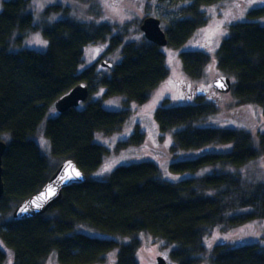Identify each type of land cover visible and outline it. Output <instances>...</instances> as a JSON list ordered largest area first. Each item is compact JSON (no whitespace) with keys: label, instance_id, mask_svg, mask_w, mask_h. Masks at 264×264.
Returning a JSON list of instances; mask_svg holds the SVG:
<instances>
[{"label":"trees","instance_id":"trees-1","mask_svg":"<svg viewBox=\"0 0 264 264\" xmlns=\"http://www.w3.org/2000/svg\"><path fill=\"white\" fill-rule=\"evenodd\" d=\"M152 1V0H146ZM178 8L164 32L170 49H179L207 24L202 7L225 0H171ZM30 0H7L0 10V140L8 136L2 157L4 193L0 198V242L11 251L12 264H45L52 253L59 264H103L115 253L114 264H138L141 235L174 245V264H264V242L230 246L220 242L207 250L205 239L218 229L228 233L264 220V183L244 180L242 168L264 158V132L252 136L243 129L202 127L217 113L202 87L179 82L191 90L174 105L165 99L154 111L160 133L173 132L169 164L172 174L194 177L169 182L151 161L120 166L103 179L92 176L110 152L94 143L96 133L112 136L122 130L130 111L110 112L101 100L89 99L77 108L50 117L54 103L78 84L89 95L123 96L125 106L143 105L169 78L161 48L144 38L126 42L127 30L106 23H82L64 17L68 8L52 5L38 25L27 13ZM248 22L228 26V36L216 51V70L233 80L229 92L238 106L254 105L264 117V7L247 13ZM114 30H116L114 34ZM47 40L45 52L19 49L31 32ZM108 41L107 53L120 50L121 60L108 74L94 66L78 73L84 48ZM126 42V43H125ZM209 50L179 54L182 72L200 80L210 62ZM183 86V87H182ZM82 104V103H81ZM45 121L44 136L51 156L72 160L85 175L78 186L64 189L44 215L15 222L13 209L36 194L58 167L52 168L32 139ZM145 134L136 126L116 145V152L139 147ZM188 154V155H187ZM202 170L207 174L199 175ZM247 210L245 212H241ZM83 230L101 236L90 235ZM6 254L0 248V264Z\"/></svg>","mask_w":264,"mask_h":264},{"label":"rangeland","instance_id":"rangeland-1","mask_svg":"<svg viewBox=\"0 0 264 264\" xmlns=\"http://www.w3.org/2000/svg\"><path fill=\"white\" fill-rule=\"evenodd\" d=\"M0 0V10L2 2ZM186 3H177L171 0H30L27 13L32 16L33 24L38 25L44 21L42 13L46 7L52 5H60L68 8L67 16L62 14L52 15L46 22L51 24L64 17L70 18L82 23H106L121 30L126 28V42L138 41L143 38V34L139 30L141 22L148 17L156 18L160 21V26L164 31L170 19L176 15L179 7ZM264 7V0H225L213 6L202 7V11L207 17V24L203 29L196 31L193 37L179 49H170L168 47L161 48L165 55L166 67L168 69L169 78L158 89H156L148 102L143 105L130 103L125 106L126 98L123 96H115L103 98L104 91H98L89 95L92 101L101 100L104 110L110 112H120L124 109L130 111V115L122 130L112 136H105L100 133L94 135L95 144L106 148L110 154L105 157L102 166L92 174L95 179H103L109 175L114 169L120 166H127L142 162H154L165 180L169 182H178L194 175L172 174L169 171V164L182 155L178 153L177 158L170 153L173 146V132L165 134L160 133L154 120V111L159 107L165 99L172 101V104H185L187 100V89L184 85L183 92L186 99H180L182 90L177 83H186L190 86L202 87V89H211V83L214 79L223 76L216 70V51L222 40L228 36V26L237 22L250 21L247 13ZM260 25H264V17L256 19ZM114 30V34L116 32ZM125 42V43H126ZM47 40L42 36L40 31L29 33L22 41L19 49H10L17 52L22 49L33 50L36 52H45L47 49ZM108 41L95 45H88L84 48L82 64L78 68V73L82 72L90 66H94L100 74H108L109 70L101 68L102 61L115 65L121 60L119 48L112 53H107ZM201 49L209 50L210 62L206 67L203 77L200 80H192L188 78L181 69L179 62V54L187 51H200ZM233 82L232 79H230ZM210 100H214L217 105L216 115L208 118L206 122L201 123L202 127L226 128V129H243L252 136H256L260 132H264V117L260 108L254 105L238 106L231 98L230 94L219 95L215 92L208 93ZM83 106V103L80 104ZM56 114L52 110L50 117ZM45 121L43 120L38 126L34 137L32 138L37 144L41 154L48 160L52 168L57 167L59 162L50 154L48 141L44 136ZM138 126L145 134V142L139 147H133L116 152V145L120 141L126 140L134 132ZM4 142L8 141V136L2 137ZM188 155V154H187ZM244 172V180L247 182L264 183V158L251 162L249 165L241 169ZM207 170H202L198 174H207ZM247 210L240 211L245 212ZM90 235L101 236L92 231L83 230ZM225 242L230 246H239L246 243H263L264 242V220L255 221L241 228L235 229L228 233L220 232L218 229L208 236L204 243L207 250L214 245ZM0 248L6 254L4 264L13 263V255L11 251L6 249L0 242ZM175 249L174 245H167L164 241L155 239L148 235H141V246L137 252L138 264H156L158 257L166 260L168 264H174L169 253ZM115 253L109 254L103 264H114ZM45 264H59L55 253H52Z\"/></svg>","mask_w":264,"mask_h":264},{"label":"water","instance_id":"water-1","mask_svg":"<svg viewBox=\"0 0 264 264\" xmlns=\"http://www.w3.org/2000/svg\"><path fill=\"white\" fill-rule=\"evenodd\" d=\"M139 30L143 38L159 48L166 47V35L160 26V21L153 17L145 18ZM101 68L111 69L112 65L102 61ZM232 82L226 76H220L211 83V89L219 95L228 94L231 90ZM183 92V90H182ZM208 90L203 89L202 94L206 95ZM89 96L88 87L85 84H78L66 95L54 103L53 109L59 115L70 109L77 108L84 103ZM6 149V144L0 140V198L4 193L2 182V157ZM76 173H79L77 176ZM85 175L77 168L72 160L63 161L52 173L44 186L34 195L18 204L11 213V218L15 222L32 219L44 215L62 195V191L68 187L78 186L84 183ZM156 264H168L165 259L158 257Z\"/></svg>","mask_w":264,"mask_h":264},{"label":"flooded vegetation","instance_id":"flooded-vegetation-1","mask_svg":"<svg viewBox=\"0 0 264 264\" xmlns=\"http://www.w3.org/2000/svg\"><path fill=\"white\" fill-rule=\"evenodd\" d=\"M191 92V90H189L188 88H187V93H190ZM210 93H213L214 91L212 90V89H210V91H209ZM208 92V93H209ZM216 93V92H215Z\"/></svg>","mask_w":264,"mask_h":264},{"label":"snow or ice","instance_id":"snow-or-ice-1","mask_svg":"<svg viewBox=\"0 0 264 264\" xmlns=\"http://www.w3.org/2000/svg\"><path fill=\"white\" fill-rule=\"evenodd\" d=\"M76 175L78 176V175H79V173H76Z\"/></svg>","mask_w":264,"mask_h":264}]
</instances>
